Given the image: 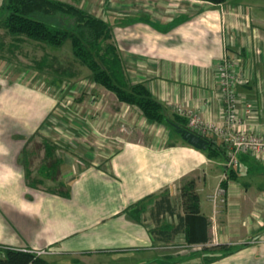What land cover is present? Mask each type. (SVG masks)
<instances>
[{"label": "crops", "instance_id": "crops-1", "mask_svg": "<svg viewBox=\"0 0 264 264\" xmlns=\"http://www.w3.org/2000/svg\"><path fill=\"white\" fill-rule=\"evenodd\" d=\"M115 1L113 42L132 84L145 85L169 112L186 119L188 127L189 117L179 109L197 115L209 128L222 127L224 103L216 69L228 44V55L241 52L239 72L248 78L237 88L241 125L264 137V1L254 6ZM0 84V246L48 250L43 258L47 264H264V159L242 154L236 167H227L225 158H210L179 136L164 135L165 127L147 121L138 108L117 98L111 108L112 94L102 90V98L108 96L111 104L106 101L103 118L93 120L92 127L128 131L147 126L154 132L152 141L135 140L127 132L104 140L93 131L102 144L97 153L83 152V162L62 157L60 184L67 197L32 188L24 155L36 137L46 138L42 135L57 101L33 84ZM97 103L100 112L103 101ZM133 112L141 114L140 126ZM206 137L222 144L216 133ZM190 179L196 180L201 213L210 223L209 241L187 244L184 233L171 243L158 240L152 233L157 227L151 214L154 202L140 214L138 204L169 193L175 206ZM219 189L223 194L214 202ZM160 218L178 224L177 217ZM218 246L239 250L206 263L205 253L216 252Z\"/></svg>", "mask_w": 264, "mask_h": 264}, {"label": "trees", "instance_id": "trees-1", "mask_svg": "<svg viewBox=\"0 0 264 264\" xmlns=\"http://www.w3.org/2000/svg\"><path fill=\"white\" fill-rule=\"evenodd\" d=\"M208 2L214 5L231 3L232 0H195ZM0 25L14 38H27L34 42L44 44L52 49L62 48L67 41H71L74 58L91 73L92 81L107 91L113 93L120 103L134 106L139 109L143 117L163 127H167L173 134L182 138L177 133L175 125L181 129H189L186 119L177 114H172L159 101H157L143 84H132L126 74L123 60L112 43L113 38L110 24L88 11L60 0H8L3 6V15ZM47 61L44 60L43 63ZM37 136H40L39 133ZM42 144L38 149H44L45 157L38 174L43 179L57 181L63 160L56 153L55 143L42 137ZM206 151L210 158H225L224 150L210 140ZM185 142V141H184ZM186 143V142H185ZM188 144V143H186ZM189 145V144H188ZM190 146V145H189ZM192 147V146H191ZM194 148V147H193ZM27 152V151H26ZM26 179L32 188H37L42 183L30 181L31 172L24 155ZM232 170L229 177L233 178ZM58 192L62 196H68L63 184H59ZM223 189L227 183L221 184ZM148 198L140 202H154L151 214L156 221L157 227L152 231L158 240L171 243L179 233L185 234L187 244L205 245L209 241V220L201 213L200 197L196 189V180L190 179L184 182L180 189L179 201L182 213L173 206L170 194H163L159 200ZM153 200V201H152ZM143 211H138L139 214ZM169 215L177 217L178 224L161 222V216ZM139 219V217H138ZM208 249H202V251ZM216 252H207L204 255L206 263L213 262L232 255L239 248L218 246ZM6 259L0 264H47L42 258H36L30 253L8 250L5 252Z\"/></svg>", "mask_w": 264, "mask_h": 264}, {"label": "rangeland", "instance_id": "rangeland-1", "mask_svg": "<svg viewBox=\"0 0 264 264\" xmlns=\"http://www.w3.org/2000/svg\"><path fill=\"white\" fill-rule=\"evenodd\" d=\"M60 1L76 5L90 12L95 17L107 21L111 19V21L108 22H110L109 24L113 30L112 14L114 7H116L114 5L116 2L115 0ZM138 1L135 0L134 2ZM263 1L264 0H232L231 4L254 6ZM7 2L8 0H0V21L3 15V6L6 5ZM145 2L147 1H141L143 5ZM108 43L114 44L113 38L109 40ZM44 60L47 62L43 63ZM0 82H19L25 86H31V84H33L37 89L47 93L57 101L56 111L59 113L53 111L50 116V118L53 116L55 117L53 119L57 121V130L55 127L48 128L51 125L49 122H46L45 131L43 133L45 135H42L40 132L39 135L49 138L52 142H57V146L55 145L57 148L56 153L60 159H62L63 155H67L76 157L77 161L83 162V160L86 161V159H84L85 156L82 154L83 152L90 150L92 153H97L102 148V144L96 142V140L99 141V139L96 138L93 131L98 132L99 136L102 135L104 140L117 136L119 137L120 134H124L123 132H127V134L135 140L152 141L154 138V132L151 131V127L149 128L147 126L143 127V130L140 129L141 127H138L128 131H124V129H121V131L120 128L114 127L111 129L109 124V126H107L108 129L101 128L104 127L102 124L99 130L98 128L92 127L93 120H101L103 118V113L101 112L105 109L106 101L107 103L110 102L108 101L109 99H107L108 96L102 98V94H100L102 90H107L96 85L92 81L90 71L74 58L71 41H67L60 49H52L44 44L34 42L27 38L21 37L16 39L0 25ZM98 94L100 95V99H98ZM111 94V98L115 103V105H111V108L115 109V106H117L116 96L113 93ZM99 100H101V103L103 101V107H101L100 112L99 109L97 110L99 106L97 102H99ZM94 104H96L97 107ZM91 111L93 113H91ZM89 113H91V115H89ZM133 114L137 116H134L136 117L135 122L140 126L144 117L142 118L140 113L133 112ZM102 130L104 131L102 132ZM163 133L166 136L173 135L172 131L167 127L163 128ZM85 139L91 141V143H86ZM42 140L41 137H36L25 153L26 161H29L28 168L31 172L30 181L41 182L42 185L40 184L39 186L45 189L58 190L61 182L60 175L57 181H51L47 179L42 180L38 174V170L43 165L45 157L43 148L37 150V145H41L43 142ZM81 145L83 146L80 147ZM217 146L223 149L222 144L216 145V147ZM83 147H87L88 149H81ZM150 206V203L146 202L142 206H139L138 211L149 210L151 209ZM176 207L180 212V201L177 203ZM46 255L47 254L42 255L41 258L43 259Z\"/></svg>", "mask_w": 264, "mask_h": 264}, {"label": "built area", "instance_id": "built-area-1", "mask_svg": "<svg viewBox=\"0 0 264 264\" xmlns=\"http://www.w3.org/2000/svg\"><path fill=\"white\" fill-rule=\"evenodd\" d=\"M231 42V41H230ZM227 54H225L222 62L216 69L218 85L220 89V95L224 103V119L225 124L222 127L209 128L201 122L200 118L194 114H186L183 110L179 109V113L183 116L189 117V127L191 131L196 133L198 130L199 136L207 138L208 133H216L222 139V147L226 157L227 167H236L239 164L238 156L242 154L252 155L257 159H264V137H259L251 133L246 127L243 129L241 121L237 111L238 94L237 88L241 84H246L248 78L244 74H240L239 67L243 63L241 52L234 53V55H228L229 47L226 45ZM59 113L58 111H56ZM246 112L249 114L252 111V106L248 105ZM54 116L48 121L52 128L57 125V121ZM223 194V190L219 189L214 197V202L219 199V195ZM218 198V199H217ZM223 202V200H222ZM8 250L20 251L30 253L36 258H41L42 255L48 254L47 250H13L0 246V261L5 260V252Z\"/></svg>", "mask_w": 264, "mask_h": 264}, {"label": "water", "instance_id": "water-1", "mask_svg": "<svg viewBox=\"0 0 264 264\" xmlns=\"http://www.w3.org/2000/svg\"><path fill=\"white\" fill-rule=\"evenodd\" d=\"M176 131L182 136V139L188 143L190 146L197 150L206 151L209 146V141L204 137L192 132L188 129H181L179 126L175 125Z\"/></svg>", "mask_w": 264, "mask_h": 264}]
</instances>
